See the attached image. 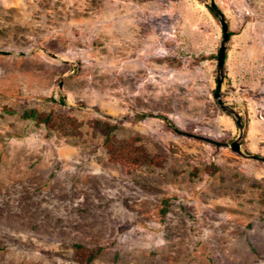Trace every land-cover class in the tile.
Instances as JSON below:
<instances>
[{
  "label": "rangeland",
  "instance_id": "1",
  "mask_svg": "<svg viewBox=\"0 0 264 264\" xmlns=\"http://www.w3.org/2000/svg\"><path fill=\"white\" fill-rule=\"evenodd\" d=\"M215 2L222 97L264 155V0ZM221 38L203 0H0V264H264V162L228 146Z\"/></svg>",
  "mask_w": 264,
  "mask_h": 264
},
{
  "label": "trees",
  "instance_id": "2",
  "mask_svg": "<svg viewBox=\"0 0 264 264\" xmlns=\"http://www.w3.org/2000/svg\"><path fill=\"white\" fill-rule=\"evenodd\" d=\"M229 34L231 37V31L229 30ZM229 37V39H230ZM227 57V55H226ZM24 118H31L32 120L43 123L48 127H60L63 128V125L65 123L73 122L75 119L69 115H61L56 114L54 112H42L38 109H29L25 111L22 115ZM146 116V114H139V117ZM170 127L173 128L175 131H179L176 127L171 125V123L168 124ZM94 127H97L100 129V131L104 135V144L107 147L109 153L113 155V157L116 160H124V161H130V162H139L141 157V152L138 148L134 146V142L132 141H120L115 140L112 135L110 134L109 130H112L114 128V125H111V123L97 119L94 122ZM147 155V153H145ZM77 256L78 253H76ZM85 254H90V251L87 249L85 250Z\"/></svg>",
  "mask_w": 264,
  "mask_h": 264
},
{
  "label": "water",
  "instance_id": "3",
  "mask_svg": "<svg viewBox=\"0 0 264 264\" xmlns=\"http://www.w3.org/2000/svg\"><path fill=\"white\" fill-rule=\"evenodd\" d=\"M210 11L214 14V16L219 20L222 29V38L219 45L218 53H217V78H216V88L214 90V98L216 99L217 103L220 105L223 111H228L232 113L236 118V124L239 128V134L231 143L228 144L230 149L241 156L249 159H255L261 162H264V155L259 154H251L246 153L242 149V145L240 139L244 135V124L242 122L241 116L236 111L235 108L229 106L222 97V86L225 79V59H226V50H227V42L229 41V27L227 24V20L225 14L217 5L215 0H203ZM2 53L6 54L9 52L2 51ZM23 54V53H22ZM62 82H60V88H62Z\"/></svg>",
  "mask_w": 264,
  "mask_h": 264
}]
</instances>
